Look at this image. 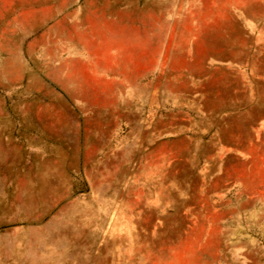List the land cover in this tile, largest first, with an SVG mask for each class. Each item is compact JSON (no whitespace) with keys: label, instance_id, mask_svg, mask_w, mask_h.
Masks as SVG:
<instances>
[{"label":"rangeland","instance_id":"rangeland-1","mask_svg":"<svg viewBox=\"0 0 264 264\" xmlns=\"http://www.w3.org/2000/svg\"><path fill=\"white\" fill-rule=\"evenodd\" d=\"M0 264H264V0H0Z\"/></svg>","mask_w":264,"mask_h":264},{"label":"bare ground","instance_id":"bare-ground-1","mask_svg":"<svg viewBox=\"0 0 264 264\" xmlns=\"http://www.w3.org/2000/svg\"><path fill=\"white\" fill-rule=\"evenodd\" d=\"M125 28V27H124ZM17 61V60H16Z\"/></svg>","mask_w":264,"mask_h":264}]
</instances>
